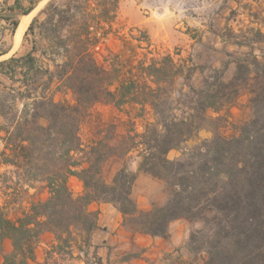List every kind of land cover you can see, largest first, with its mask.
Instances as JSON below:
<instances>
[{"label":"trees","instance_id":"16d2710c","mask_svg":"<svg viewBox=\"0 0 264 264\" xmlns=\"http://www.w3.org/2000/svg\"><path fill=\"white\" fill-rule=\"evenodd\" d=\"M40 1L5 0L0 43L7 28L16 30L18 16L31 13ZM119 3L50 0L25 32V37H34L31 50L0 59V75L18 84L0 89V157L13 168L0 177L13 173L29 185L42 181L49 193L17 218L0 202V254L6 239L12 243L0 264L35 262L37 243L46 232L54 235V242L44 264L53 258L52 264H60L58 260L77 252L75 257H87L99 227V212L90 209L93 202L115 204L123 225L132 231L164 238H169L173 220L194 221L213 210V217L192 231L187 243L198 264H264V58L253 53L239 58L229 80L224 78L226 67L213 69L202 88L190 86V111L179 115L173 106L176 80L181 75L191 78L193 69L172 54L151 52L134 65L112 52L109 64L97 59L95 47L111 31ZM252 31L254 41L264 40L261 29ZM10 50L0 44V58ZM68 91L73 101L55 98L56 92ZM243 91L249 94L252 117L237 126L236 134L224 135L220 127L225 117H213L209 110L220 112ZM99 103L121 111L135 109L134 116L127 111L130 121L152 110L154 120L143 131L131 128L122 135L111 123L103 134L85 141L82 122ZM205 128L214 130L211 139L184 151L181 158L168 156ZM134 150L139 151V170L164 181L166 203L138 206L133 198L138 173L127 163L111 180L106 176L111 158H125ZM72 176L83 184L78 195L69 184ZM94 256L104 264L97 251Z\"/></svg>","mask_w":264,"mask_h":264},{"label":"rangeland","instance_id":"374dc122","mask_svg":"<svg viewBox=\"0 0 264 264\" xmlns=\"http://www.w3.org/2000/svg\"><path fill=\"white\" fill-rule=\"evenodd\" d=\"M12 0H10L11 2ZM45 0L38 4L29 22L49 2ZM63 1V0H61ZM5 6V0H0V8ZM18 16L19 23L21 16ZM258 16V18H257ZM264 17V0H120L117 16L112 24L111 31L95 47L97 59L104 64H109V58L117 54L124 62L136 64L145 56H152L153 53L172 54L180 63L193 69L192 77L187 78L181 75L175 84L174 111L182 115L190 111L193 92L190 86L202 88L204 80L212 74L215 68L226 67L224 78L229 80L235 73L237 60L245 58L249 53L256 54L260 59L264 58V40L254 41L255 35L252 28L261 29L264 32V25L261 23ZM2 24H6L2 21ZM8 26V25H7ZM29 26V25H28ZM17 29V28H16ZM27 30V29H26ZM26 32V31H25ZM15 33L8 28L1 39L2 47H9L10 52L0 59L7 58L14 53L23 55L32 48L34 37L30 35L15 45ZM113 54H112V53ZM0 89L15 84L8 76L0 75ZM54 90V87H53ZM55 98L73 101L72 92H56ZM17 106H23V100L17 101ZM131 110L134 116L136 110L126 107L119 111L113 104L99 103L95 105L85 116L81 135L85 141L98 137L108 128L111 123L116 124L118 134H126L131 128L143 131L148 121L154 120L152 110L148 111L144 118H136L130 121L127 111ZM213 117L224 116L225 120L220 131L227 136L237 133V126L252 117V109L249 101V94L243 91L238 100L220 112L209 110ZM0 120L2 117L0 116ZM214 136L212 128L202 129L197 136L183 143L181 148L173 149L169 153L171 159L181 158L184 151L192 148L200 142L211 139ZM116 142V139L112 140ZM4 145L0 139V151ZM139 151L134 150L125 157H113L106 166V176L109 180L113 178L123 163L129 164L140 160ZM10 167L9 169H11ZM13 169V168H12ZM6 169L2 168L1 172ZM17 174L9 173L7 177H0V202L5 211L12 218H17L22 212L29 208L30 203L36 200L46 199L49 195L45 183L42 181L23 182ZM7 181V182H6ZM70 187L75 195L83 190V184L77 180H69ZM11 186V187H8ZM19 188V190H14ZM133 198L138 206L150 208L153 204H164L168 200V193L164 181L147 175L138 180L134 185ZM213 210H208L205 218L195 220L192 226L184 227L182 221L174 223V228L179 231L178 235L183 238V231L190 234L196 229L205 225L206 219L213 217ZM106 227H100L97 231L96 241L90 248V254L82 258L65 256L59 261L60 264H98L95 251L98 252L104 264H121L125 260H131L133 254L143 257L149 264H198L199 257H195L189 250L187 243L184 251L174 252L171 258L165 255L152 257L145 254V248L130 244L129 238L118 236V245H122L119 251H114L111 236L104 238ZM95 233V232H94ZM110 233L107 231V234ZM117 233L114 232L113 235ZM133 239V238H132ZM133 241V240H132ZM54 242L52 233H44L36 246V260L32 264H44L47 258V251ZM128 244L129 247H123ZM4 253L6 247H4ZM4 253L0 254L3 260ZM128 258V259H127ZM54 258L49 262L52 264Z\"/></svg>","mask_w":264,"mask_h":264},{"label":"crops","instance_id":"0c3cea01","mask_svg":"<svg viewBox=\"0 0 264 264\" xmlns=\"http://www.w3.org/2000/svg\"><path fill=\"white\" fill-rule=\"evenodd\" d=\"M43 1L45 0H41L38 4H40ZM12 2L13 0L11 1V3ZM24 4L28 6L30 3L28 1H25ZM139 164H140V160H136L135 162L129 164L128 166L132 171L138 173V177L135 182V185L138 182V180L143 179L148 175L147 173L141 172L139 170ZM10 167L11 166H6L2 164L0 157V172L2 168L7 170ZM70 179L77 180L78 182L82 183L76 176H72ZM142 208L147 209V206H143ZM90 209L97 210L99 212V218H98L99 227L97 228V231L100 227H106L104 238L107 239V237L109 236L113 238L111 243H113L114 245L113 248L114 251H119L120 248L122 247V245L117 244L118 236L121 238H125L127 236L129 238L130 244L145 248V254H148L152 257L165 255L167 258H171L174 255L175 251L179 252V249H181V251L182 250L184 251L189 234H187L186 231H183L184 233L183 238H180L178 235L179 231H177L174 228V223H178V221L183 220L184 222H182V225L184 227L186 226L191 227L192 223L196 222L195 220L192 221L186 218H179L173 220L170 224V236L169 238H164L161 236H152L145 233L134 232L131 229L125 227L123 225L122 213L117 208V206L111 202H93L90 205ZM97 231H95V233L93 234V242L96 241ZM107 231L110 233L107 234ZM116 231L117 233L113 235V233ZM126 246L129 247L128 244L123 245V247ZM5 247L7 252H10L12 250V243L10 239L5 240ZM0 262H2V259L0 260ZM121 264H149V262L143 257H135L131 260H125ZM184 264H189V263L185 261Z\"/></svg>","mask_w":264,"mask_h":264},{"label":"bare ground","instance_id":"6f19581e","mask_svg":"<svg viewBox=\"0 0 264 264\" xmlns=\"http://www.w3.org/2000/svg\"><path fill=\"white\" fill-rule=\"evenodd\" d=\"M34 12L35 11H32L29 14L21 16L20 24L15 33V45H18L20 43L23 33H25Z\"/></svg>","mask_w":264,"mask_h":264},{"label":"water","instance_id":"95a60500","mask_svg":"<svg viewBox=\"0 0 264 264\" xmlns=\"http://www.w3.org/2000/svg\"><path fill=\"white\" fill-rule=\"evenodd\" d=\"M20 24V23H19ZM19 24H18V26H19ZM18 26H17V28H18ZM17 30V29H16Z\"/></svg>","mask_w":264,"mask_h":264}]
</instances>
